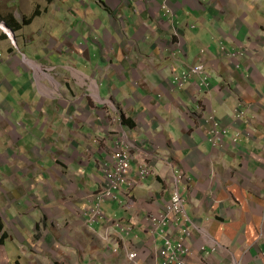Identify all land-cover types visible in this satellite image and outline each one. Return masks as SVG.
Returning a JSON list of instances; mask_svg holds the SVG:
<instances>
[{
  "label": "crops",
  "instance_id": "crops-1",
  "mask_svg": "<svg viewBox=\"0 0 264 264\" xmlns=\"http://www.w3.org/2000/svg\"><path fill=\"white\" fill-rule=\"evenodd\" d=\"M99 1L107 26L100 56L83 60L90 72L70 67L64 78L32 60L68 90L51 95L44 75L25 68L44 98H58L23 104L22 135L9 109L0 113V131L26 149L0 154V264H162V229L150 219L165 213L178 176L189 264H264V0ZM200 61L207 79L180 86ZM210 113L227 130L218 147ZM122 138L134 143L138 183L98 215L102 164ZM142 165L153 173L138 180Z\"/></svg>",
  "mask_w": 264,
  "mask_h": 264
},
{
  "label": "rangeland",
  "instance_id": "rangeland-1",
  "mask_svg": "<svg viewBox=\"0 0 264 264\" xmlns=\"http://www.w3.org/2000/svg\"><path fill=\"white\" fill-rule=\"evenodd\" d=\"M35 10L39 14L29 24H24L23 19ZM106 14L99 0H0V113L4 114L5 108L9 109L8 117L15 122V130L19 135L23 134L24 126L16 122L27 121L23 104L40 103L42 99L44 103L52 102L58 98L59 88H62L60 93L68 90L62 80L32 60L44 65H56L64 78L72 75L71 68L90 72L83 60L86 56H100L103 30L107 26ZM7 22L18 29H13ZM4 23L12 29L14 40L6 32ZM9 57L14 58L15 62L9 63ZM32 66L36 74H43L46 84L52 87L51 95L58 96L44 98L46 95L43 96L38 89L39 81L34 73L25 72V68L33 70ZM47 75L62 83L56 87ZM60 98L63 99L62 102L58 100L59 103L67 102L62 94ZM0 125V130L5 131L3 123ZM8 129L12 130L11 127ZM3 131H0V154L9 151L24 154L26 149L20 138L12 141L13 148L8 141L9 134ZM4 171L5 166L0 165V176H3ZM137 183L135 180L132 188ZM178 185L176 188L180 194ZM9 243L10 240L7 245Z\"/></svg>",
  "mask_w": 264,
  "mask_h": 264
},
{
  "label": "built area",
  "instance_id": "built-area-1",
  "mask_svg": "<svg viewBox=\"0 0 264 264\" xmlns=\"http://www.w3.org/2000/svg\"><path fill=\"white\" fill-rule=\"evenodd\" d=\"M235 57V54H229ZM243 55V54H240ZM203 75L207 79L205 67L202 63L191 66L185 70L177 79V83L182 86L192 75ZM237 116H243V112L236 109ZM241 118V117H240ZM210 142L213 147H218L222 143V137L227 134V130L219 128V122L215 116L210 113ZM134 146L129 139H121L116 143L112 161L102 164V169L106 178L103 189L96 195V214L101 215L100 205L105 201L119 200L118 194L123 187L130 189L135 184V179L131 177V149ZM153 173L152 168L146 165L140 166L137 171L138 180H144ZM183 176H178L177 183L183 180ZM177 186V184H176ZM181 215H185V207L183 199L177 188L173 191L170 201L165 208V213L154 216L150 220L156 224V229L161 228L163 234V245L159 249V255L162 264H189V257L192 255V248L188 243L192 232L187 223L189 218L182 221ZM186 217V216H185ZM116 227L121 233L131 234L133 227L124 225L118 221L115 222ZM180 231V236L174 235L175 229ZM116 251V250H115ZM130 259L136 261L139 257L137 251L130 253Z\"/></svg>",
  "mask_w": 264,
  "mask_h": 264
},
{
  "label": "trees",
  "instance_id": "trees-1",
  "mask_svg": "<svg viewBox=\"0 0 264 264\" xmlns=\"http://www.w3.org/2000/svg\"><path fill=\"white\" fill-rule=\"evenodd\" d=\"M50 1H52V0H50ZM38 14H39V11L38 10H35L29 17H26V18L23 19V23L24 24H29L32 21V19L35 16H37ZM7 23L13 29H15V30L18 29V27L14 26V24H12L10 22H7ZM122 123H124V124L128 123L127 120L124 118V116H122ZM128 125L133 126V123H128Z\"/></svg>",
  "mask_w": 264,
  "mask_h": 264
},
{
  "label": "bare ground",
  "instance_id": "bare-ground-1",
  "mask_svg": "<svg viewBox=\"0 0 264 264\" xmlns=\"http://www.w3.org/2000/svg\"><path fill=\"white\" fill-rule=\"evenodd\" d=\"M4 27H5L6 32H9V34H10L11 37L13 38L14 35L12 34V32H13L12 29H10L5 23H4ZM13 40H14V38H13ZM33 62H34V61H33ZM39 64H40V63H39ZM48 71H49V70H48ZM40 74H41V73H40ZM47 76L50 77L52 81H54V83H55L56 86H58L57 81L53 80V77H52L51 75H47ZM54 83H53V84H54ZM44 87H45V86H44ZM47 87H48V86H47ZM47 89H48V88H47Z\"/></svg>",
  "mask_w": 264,
  "mask_h": 264
},
{
  "label": "clouds",
  "instance_id": "clouds-1",
  "mask_svg": "<svg viewBox=\"0 0 264 264\" xmlns=\"http://www.w3.org/2000/svg\"><path fill=\"white\" fill-rule=\"evenodd\" d=\"M5 24H6V23H5ZM7 26H8V25H7ZM8 27H9V26H8ZM9 28H10V27H9ZM14 44H15V43H14ZM201 53L203 54V50H201ZM200 63H202V64L204 65V67H205V71H206V66H205V64H204L203 62L200 61V62H198V63H196V64H194V65H197V64H200ZM194 65H191V66H194ZM191 66H190V67H191ZM190 67H189V68H190ZM189 68H188V69H189ZM188 69H187V70H188ZM198 75H199V74H198ZM122 116H123V115H122ZM121 122H122V117H121ZM180 194H181V193H180ZM182 199H183V198H182ZM183 205H185V204H183ZM185 211H186V210H185ZM185 214H186V212H185ZM183 216L185 217V215H183ZM187 225H188V227H189V223H187ZM190 229H191V228H190ZM191 232H192V229H191ZM190 238H191V237H190ZM188 243H189V245H190V239L188 240ZM191 248H192V247H191Z\"/></svg>",
  "mask_w": 264,
  "mask_h": 264
}]
</instances>
